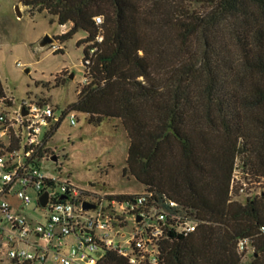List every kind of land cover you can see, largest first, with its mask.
Returning <instances> with one entry per match:
<instances>
[{
    "label": "trees",
    "instance_id": "trees-1",
    "mask_svg": "<svg viewBox=\"0 0 264 264\" xmlns=\"http://www.w3.org/2000/svg\"><path fill=\"white\" fill-rule=\"evenodd\" d=\"M18 1L71 24L60 42L85 33L77 46L94 42L102 17L88 81L67 109L93 126L119 119L123 173L197 222L187 235L167 231L158 264H243L242 237L253 250L247 264H264V192L230 194L238 164L264 180V0ZM97 264L130 263L105 250Z\"/></svg>",
    "mask_w": 264,
    "mask_h": 264
},
{
    "label": "built area",
    "instance_id": "built-area-1",
    "mask_svg": "<svg viewBox=\"0 0 264 264\" xmlns=\"http://www.w3.org/2000/svg\"><path fill=\"white\" fill-rule=\"evenodd\" d=\"M93 20L98 31L82 60V85L103 39L102 17ZM76 114L29 98L18 106L10 97L0 99V264H97L105 250L130 264H158L160 243L169 229L182 235L195 231L197 222L184 206L153 191L98 193L77 187L60 171L41 170L40 161L53 157L48 152L55 132L64 120L75 126ZM261 183L257 194L264 192V180ZM48 188L50 199L41 207L38 197ZM245 191L233 174L230 194ZM84 203L95 208L83 210ZM32 212L39 213L40 220L32 219ZM258 233L264 236V225ZM249 247L248 237L236 242L239 254Z\"/></svg>",
    "mask_w": 264,
    "mask_h": 264
},
{
    "label": "rangeland",
    "instance_id": "rangeland-1",
    "mask_svg": "<svg viewBox=\"0 0 264 264\" xmlns=\"http://www.w3.org/2000/svg\"><path fill=\"white\" fill-rule=\"evenodd\" d=\"M15 6H18L20 17L16 16ZM39 10L18 0H0V79L6 96L12 98L15 106L29 98L61 110L75 100L82 85V51L90 43L77 46V42L86 37L83 32L60 42L58 37L71 24L60 26L46 11ZM45 34L53 43L39 50L37 42ZM26 68L27 73L24 72ZM76 117L73 127L65 120L60 124L48 152L55 155L56 162L41 160V170L48 174L60 171L61 176H68L77 187L98 193H142L144 186L129 173H123L129 141L120 120L106 119L99 126H93L88 123L87 115L77 112ZM234 177L246 188L245 194H236V199L243 200L246 195L252 198L262 188L261 180L243 175L239 164ZM30 217L40 220L39 213L32 212ZM252 251L249 247L242 254L243 264L249 262Z\"/></svg>",
    "mask_w": 264,
    "mask_h": 264
},
{
    "label": "water",
    "instance_id": "water-1",
    "mask_svg": "<svg viewBox=\"0 0 264 264\" xmlns=\"http://www.w3.org/2000/svg\"><path fill=\"white\" fill-rule=\"evenodd\" d=\"M14 10H15V13H16V16L17 17H20L21 14L19 12V9H18V6H15L14 7ZM53 43V40L50 38V36H48L47 34H45L38 42H37V48L39 50H43L45 49L46 47L52 45ZM29 70L28 68H26L24 70L25 73H27ZM70 79L73 78V75H70L69 76ZM22 114L25 115L26 114V111L23 110L22 111ZM51 160L52 161H56V158L55 157H51ZM50 195H51V189L48 188L46 190H44V192H42L39 197H38V203L41 207H45L46 204L48 203L49 199H50ZM63 198V197H61ZM95 208V205L93 204H89V203H84L83 204V210H88V209H94Z\"/></svg>",
    "mask_w": 264,
    "mask_h": 264
},
{
    "label": "flooded vegetation",
    "instance_id": "flooded-vegetation-1",
    "mask_svg": "<svg viewBox=\"0 0 264 264\" xmlns=\"http://www.w3.org/2000/svg\"><path fill=\"white\" fill-rule=\"evenodd\" d=\"M53 157H55V155H53Z\"/></svg>",
    "mask_w": 264,
    "mask_h": 264
}]
</instances>
